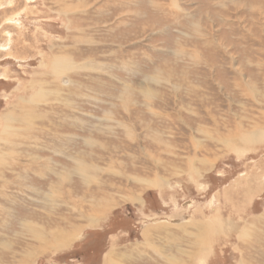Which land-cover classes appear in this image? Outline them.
Returning <instances> with one entry per match:
<instances>
[{
	"label": "rangeland",
	"instance_id": "rangeland-1",
	"mask_svg": "<svg viewBox=\"0 0 264 264\" xmlns=\"http://www.w3.org/2000/svg\"><path fill=\"white\" fill-rule=\"evenodd\" d=\"M0 264H264V0H0Z\"/></svg>",
	"mask_w": 264,
	"mask_h": 264
},
{
	"label": "bare ground",
	"instance_id": "bare-ground-1",
	"mask_svg": "<svg viewBox=\"0 0 264 264\" xmlns=\"http://www.w3.org/2000/svg\"><path fill=\"white\" fill-rule=\"evenodd\" d=\"M244 141V140H243ZM201 225H202V228H205V230L207 231V230H209L210 228H212L213 226H214V224L213 223H210V222H208V225H206V224H204L203 222L202 223H200ZM195 226V225H194ZM197 226H198V223H197ZM200 226V225H199ZM213 228H215V227H213ZM198 229L201 231V234H202V232H203V230L201 229V228H199L198 227ZM212 232H213V230H212ZM205 233V232H204ZM209 233V232H208ZM210 234V233H209ZM208 235V234H207ZM203 239H205V237H201V240L199 239L198 240V245H200V248L201 247H205V245H207V237H206V240L204 241ZM202 242H206V243H202ZM207 247V246H206Z\"/></svg>",
	"mask_w": 264,
	"mask_h": 264
}]
</instances>
